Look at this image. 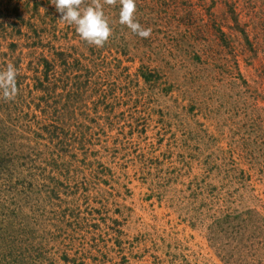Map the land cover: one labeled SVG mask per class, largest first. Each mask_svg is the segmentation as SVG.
Segmentation results:
<instances>
[{
  "label": "rangeland",
  "instance_id": "1",
  "mask_svg": "<svg viewBox=\"0 0 264 264\" xmlns=\"http://www.w3.org/2000/svg\"><path fill=\"white\" fill-rule=\"evenodd\" d=\"M96 2L0 0V264H264V0Z\"/></svg>",
  "mask_w": 264,
  "mask_h": 264
},
{
  "label": "clouds",
  "instance_id": "2",
  "mask_svg": "<svg viewBox=\"0 0 264 264\" xmlns=\"http://www.w3.org/2000/svg\"><path fill=\"white\" fill-rule=\"evenodd\" d=\"M115 0H106L112 4ZM50 3L60 13L59 20L68 25L75 26V31L82 41L97 48L103 47L112 34L108 20L105 18L100 3L93 0V4L81 7L82 0H50ZM119 24L126 26L132 33L140 38L151 35L150 28H143L135 20V0H119ZM17 69L8 64L6 70L0 71V93L6 100H11L17 93Z\"/></svg>",
  "mask_w": 264,
  "mask_h": 264
},
{
  "label": "trees",
  "instance_id": "3",
  "mask_svg": "<svg viewBox=\"0 0 264 264\" xmlns=\"http://www.w3.org/2000/svg\"><path fill=\"white\" fill-rule=\"evenodd\" d=\"M45 63H46V67H49V63L47 61H45ZM142 76H143L145 82H150L154 78V75L150 72H147V73L144 72L142 74Z\"/></svg>",
  "mask_w": 264,
  "mask_h": 264
}]
</instances>
